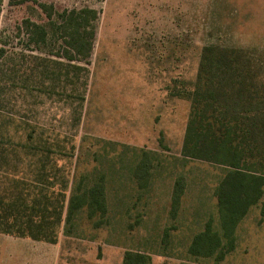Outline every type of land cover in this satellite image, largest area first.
Segmentation results:
<instances>
[{
    "label": "rangeland",
    "instance_id": "rangeland-1",
    "mask_svg": "<svg viewBox=\"0 0 264 264\" xmlns=\"http://www.w3.org/2000/svg\"><path fill=\"white\" fill-rule=\"evenodd\" d=\"M40 5L96 11L86 60L56 58L65 55L61 42L40 50L27 44L25 21L48 23ZM207 46L264 60V0H2L0 48L10 57L0 74L6 143L50 149L56 177L101 179L107 212L98 229L76 217L74 236L65 237L68 184L56 243L0 234V264H124L126 252L150 264H264V188L236 228L233 252L221 262L187 254L208 219L216 223L213 195L223 175L220 167L181 156L188 95ZM142 162L148 176L138 181ZM178 177L184 194L172 217Z\"/></svg>",
    "mask_w": 264,
    "mask_h": 264
},
{
    "label": "trees",
    "instance_id": "trees-1",
    "mask_svg": "<svg viewBox=\"0 0 264 264\" xmlns=\"http://www.w3.org/2000/svg\"><path fill=\"white\" fill-rule=\"evenodd\" d=\"M20 2L22 0H9L10 5ZM1 5L2 0L0 10ZM39 8L48 23L39 26L25 21L23 35L27 44L40 50L61 42L65 55L59 57L56 53V58L75 62L81 56L86 60L93 45L91 23L97 20L96 11L84 8L57 12L52 6L44 5ZM21 29L17 28V38L22 34ZM9 59L7 51L1 47L0 74L4 68L7 70ZM188 100L189 113L181 156L186 161L220 167L223 175L213 195L216 223L208 219L203 230L193 236L187 254L194 260L221 262L235 249L236 228L263 196V58L240 49L203 47ZM2 123L4 118L0 115ZM6 134L0 128V234L55 244L68 184L64 236H74L72 222L78 216L93 222V229L100 228L107 212L103 181L91 176L76 179L74 173L56 177L55 154L50 149L9 145ZM22 158L37 161L20 168L14 160ZM136 168L135 179L141 181L148 176L145 162ZM144 186L140 184V189ZM183 194L184 179L178 177L170 199L172 217L179 209ZM123 262L150 264V259L126 252Z\"/></svg>",
    "mask_w": 264,
    "mask_h": 264
}]
</instances>
